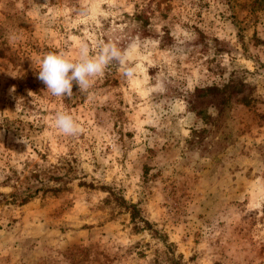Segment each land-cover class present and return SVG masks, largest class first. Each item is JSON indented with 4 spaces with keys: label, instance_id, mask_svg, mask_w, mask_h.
<instances>
[{
    "label": "rangeland",
    "instance_id": "374dc122",
    "mask_svg": "<svg viewBox=\"0 0 264 264\" xmlns=\"http://www.w3.org/2000/svg\"><path fill=\"white\" fill-rule=\"evenodd\" d=\"M108 41L123 63L71 97L46 91L45 53L76 60ZM232 77L248 103L232 96L190 147L203 125L189 94ZM58 111L82 132L61 134ZM64 163L75 172L57 193L11 202ZM167 250L264 264V0H0V264H166Z\"/></svg>",
    "mask_w": 264,
    "mask_h": 264
},
{
    "label": "trees",
    "instance_id": "16d2710c",
    "mask_svg": "<svg viewBox=\"0 0 264 264\" xmlns=\"http://www.w3.org/2000/svg\"><path fill=\"white\" fill-rule=\"evenodd\" d=\"M234 95H241L238 101L242 104L245 105L248 103L246 96L242 95V82L233 77L221 86L211 85L193 89L189 94L186 103L188 108L194 113L195 117L201 121L203 126L190 131V137L187 139V144L190 147L200 146L206 138L205 135L207 134L208 136V134L216 128L218 120L223 117L226 109L230 106L231 98ZM207 109H212L214 114L207 113ZM3 129L6 132L8 131V128L6 127ZM62 167H52V171L47 176L40 177L39 173L33 172L29 177H25L24 180L27 181L22 185L21 189L14 186L16 188L15 191L9 195L11 202L22 205L29 201L38 192H42L43 194L57 193L63 185V178H70L75 172L74 167L68 163H64ZM63 169L64 171L62 174H60V172L58 173V171H62ZM50 182H53L54 186L49 187L48 183ZM127 207L130 210V219L132 221L139 219L135 207L133 205H128ZM140 222L143 227L149 229V224L145 220L140 218ZM151 233L152 235L156 234V237L160 238V236H157L158 234L156 231H151ZM160 241L163 242V239ZM180 260V255L174 256L173 252L169 250L165 252L164 261L166 264H182Z\"/></svg>",
    "mask_w": 264,
    "mask_h": 264
},
{
    "label": "clouds",
    "instance_id": "9594fccd",
    "mask_svg": "<svg viewBox=\"0 0 264 264\" xmlns=\"http://www.w3.org/2000/svg\"><path fill=\"white\" fill-rule=\"evenodd\" d=\"M125 55L111 41L103 43L95 55L90 54L88 46L82 44L76 60L63 51L47 52L41 58L38 78L46 85V91L52 96L71 97L74 83L80 91H87L92 85L93 78L101 75L111 62L123 63ZM132 72L133 69L128 68L126 75L130 76ZM54 124L63 135L76 136L82 132L78 121L65 111H58L55 114Z\"/></svg>",
    "mask_w": 264,
    "mask_h": 264
}]
</instances>
